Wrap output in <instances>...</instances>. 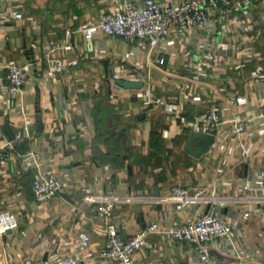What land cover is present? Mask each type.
I'll use <instances>...</instances> for the list:
<instances>
[{
	"label": "crops",
	"instance_id": "obj_1",
	"mask_svg": "<svg viewBox=\"0 0 264 264\" xmlns=\"http://www.w3.org/2000/svg\"><path fill=\"white\" fill-rule=\"evenodd\" d=\"M0 4L24 14L0 28V210H11L19 222L17 229L0 235V264H46L57 251L80 255L76 243L81 231L90 236V250L99 252L106 236L94 214L105 196L116 198L115 215L126 235L151 220L185 219L187 213L177 214L165 196L174 182L213 179L201 164L213 144L214 156L223 157L226 171L236 179H219L212 207L216 204L217 212L236 226L237 252L217 248L222 256L209 251L210 259L215 264H264V216L244 217L239 210L259 207L258 194L245 191L241 182L257 185L264 172L261 140L253 141L254 151L242 162L234 151L228 152L231 135L223 131L198 158L185 149L192 134L202 132L192 122L212 105L232 115L247 108L239 97L254 107L264 101V78L254 74L264 75L257 62L264 55V29L247 41L255 47L256 58L234 59L227 53L207 67L208 77L203 78L196 71L197 51L185 54L176 46V51H156L138 42H115L102 33H78L103 13L115 11L117 0ZM54 43L67 69L56 79L41 80L45 47ZM159 55L168 57L165 67L157 63ZM15 60L27 64L29 80L20 94L8 96L4 66ZM148 91L175 105L176 111L169 112L167 105L146 107ZM25 123L30 124L27 130ZM242 138L248 143L246 133ZM25 155L46 161L64 179L62 190L49 201L36 200L35 171L25 165ZM207 205L200 207L206 211ZM135 258L137 264H191L190 246L160 235L150 236ZM82 264L115 263L93 256Z\"/></svg>",
	"mask_w": 264,
	"mask_h": 264
},
{
	"label": "built area",
	"instance_id": "obj_2",
	"mask_svg": "<svg viewBox=\"0 0 264 264\" xmlns=\"http://www.w3.org/2000/svg\"><path fill=\"white\" fill-rule=\"evenodd\" d=\"M117 4L115 11L103 13L93 25L83 26L78 33H102L115 42H138L156 51H176V47L185 54L197 51L199 63L196 71L203 78L208 77L207 67L227 53L230 58L239 57L241 60L257 57L255 47L249 46L247 41L251 36L260 35L264 29V0H117ZM22 18V11L7 9L0 4V28L10 19ZM58 50L59 46L55 43L45 47V69L41 80L56 79L67 69V62L57 54ZM156 61L162 64V55L157 56ZM257 62L264 68V55L258 57ZM239 63L240 68L244 67V63ZM192 65L195 66L193 63ZM4 68L7 95L20 94L29 80V67L15 60L7 63ZM254 74L264 78L258 71ZM146 98V107L167 105L169 112L176 111L175 105L167 104L163 98L151 97L149 91ZM238 102L247 108L228 115L221 105L214 104L193 121L192 125L195 130L215 136L219 131L229 133L231 142L228 152L234 151L242 162L254 151V140L260 139L264 148V101L256 107L242 97L238 98ZM25 114L21 109V115ZM29 127L30 124L25 123L24 128L27 130ZM244 133L248 135V143L242 138ZM2 147L6 150L7 144ZM214 150L213 144L201 160L203 173L213 177L210 182H174L169 194L165 196V199L174 204L177 214L187 213L185 219L151 220L145 228L129 235L124 233L123 239L120 234V219L115 215L116 198L105 196L97 201L94 214L102 222L106 236L99 252L94 254L90 250V236L81 231L76 243V252H80V255L57 251L46 264H82L93 256L115 264H137L136 252L148 244L152 235H160L172 243L190 246L191 264H215L209 256L211 248L237 252L234 248L236 226L217 212L216 204L215 208L212 207L216 199L215 185L219 179L222 176L233 181L236 179L226 171L223 157L214 156ZM23 161L35 171L32 189L37 201H49L62 190L64 179L46 161L38 160L33 155H25ZM256 184L241 182L245 191L258 194L259 204V207L253 209L239 207L244 217L264 216V172L259 173ZM205 202L209 205L207 212L200 207ZM18 225V217L14 212L0 210V235L4 236L8 230L17 229Z\"/></svg>",
	"mask_w": 264,
	"mask_h": 264
},
{
	"label": "water",
	"instance_id": "obj_3",
	"mask_svg": "<svg viewBox=\"0 0 264 264\" xmlns=\"http://www.w3.org/2000/svg\"><path fill=\"white\" fill-rule=\"evenodd\" d=\"M163 58V63L161 64L162 67H165L167 64V60L168 57L167 56H162ZM124 85H133L135 87H141L142 83L141 82H126L123 83ZM31 129H29L30 131ZM192 139H190L188 141V143L185 145V149L188 153H190L191 155L195 156V157H200L204 151L208 148V146L212 143L213 139H214V135L213 134H209V133H204V132H197V133H193L192 134ZM194 137V138H193ZM195 138H201L200 141L195 140ZM192 142H196L198 145L202 144L200 147L198 148H193L191 146ZM209 210V205H207L206 211L207 212ZM8 233L12 232V230H8ZM120 234L122 236V238H125V234L123 229L120 230ZM210 253L213 255H216L217 257H221V253H219L216 249H211Z\"/></svg>",
	"mask_w": 264,
	"mask_h": 264
}]
</instances>
